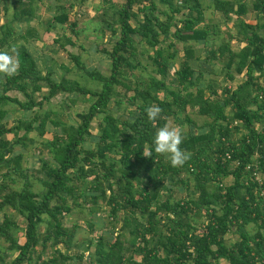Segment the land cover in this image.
<instances>
[{
  "label": "trees",
  "instance_id": "1",
  "mask_svg": "<svg viewBox=\"0 0 264 264\" xmlns=\"http://www.w3.org/2000/svg\"><path fill=\"white\" fill-rule=\"evenodd\" d=\"M41 1L0 0L2 10L12 7L11 19L0 23V52L11 55L18 65L11 77L0 73V210H12H5L0 221V239L6 242L4 247L0 244V264H81L84 258L88 264H221V259L227 264H264V192L259 193L264 188V80L259 81L264 78V0H248V5L245 0H211L225 26L232 22L228 38L220 35L218 21L206 19L202 0H98L93 19L103 32L117 34L110 47L101 48L109 57L110 71L90 68L78 53L70 57L77 70L98 81L99 88L66 75L72 67L64 63V72L55 78L52 67L45 62V70L40 68L35 55L18 40L37 36L29 22L38 17ZM248 10L258 12L261 20L242 17ZM16 23L28 25L17 31ZM57 23L78 34L77 19L66 4L55 6L45 28ZM215 37L220 38L218 43ZM233 39L239 48L232 47ZM53 41L62 47L75 43L70 36ZM178 41L183 56L177 66ZM194 43L202 47L197 49ZM140 53L152 60V71L143 65ZM201 60L211 66H200ZM217 63L219 69L214 67ZM256 68L259 73H254ZM169 69L175 77L168 81ZM206 71L226 81L207 77ZM42 85L45 92L37 99L35 92ZM59 93L72 101L79 94L94 98L86 111L76 113L75 122L51 117L54 109L42 115L43 103ZM112 98L117 108L125 101L121 112L108 107ZM9 103L34 113L9 125L4 121ZM149 105L162 109L155 121L146 115ZM97 114L102 118L92 133ZM197 115L206 119L199 122ZM170 116L186 125L180 129L181 148L191 158L182 167H172L164 155L155 153L152 143L156 129ZM48 122L54 131L41 141L40 165L32 176L22 164L23 153H14V145L27 146L26 140H32L28 132L40 126L43 134ZM94 134L93 144L85 145ZM149 150L153 156L144 157ZM35 180L39 189L34 188ZM191 183L194 188L189 191ZM183 187L188 192L175 197V188ZM81 196L95 202L105 199L115 220L123 211L116 236L111 240L99 236L89 256L83 251L69 254L77 241L74 228L64 224L73 206L81 205ZM250 222L256 225L253 232L246 227ZM123 229L134 246L128 254L120 238ZM234 230L237 237L228 242L225 234ZM17 231H22L23 241ZM73 257L76 261L68 262Z\"/></svg>",
  "mask_w": 264,
  "mask_h": 264
},
{
  "label": "rangeland",
  "instance_id": "2",
  "mask_svg": "<svg viewBox=\"0 0 264 264\" xmlns=\"http://www.w3.org/2000/svg\"><path fill=\"white\" fill-rule=\"evenodd\" d=\"M120 1V0H118ZM208 1V0H207ZM69 2H73L72 6L69 5ZM98 3V0H42L39 2V6L37 8V14L38 17L33 18L29 24L34 26L37 29V36L33 37L31 36H25V37H19V41H24L28 49L35 55L38 65L40 68L45 70V62L46 65H50L53 69V76L55 78H58L62 72H64V69L61 67V64L64 63L65 65H68L72 67L69 71H66V75L70 77H76L79 79L82 83L85 85L92 87V88H99L100 84L97 80L94 78H91L89 76H86L80 70H77L75 68L74 62L72 58L70 57V53H78L81 58L84 60L87 66L90 68L96 69L97 71H100L102 73L108 74L109 73V57L104 52L101 51L102 47H110L111 44L114 42V40L117 37L116 35H112L109 30H105L104 32L97 26V20L93 19V15L95 13L94 5ZM57 4H66L67 9L70 13V16L72 18L77 19V25L76 28L78 29V34L75 35V33L67 27V25H61L59 23L56 24L55 27H52L50 30H47L45 28L46 20L50 18L53 14L54 8ZM69 5V6H68ZM158 5H161L159 2ZM136 8V7H135ZM12 11V7L10 6L7 11L2 10V3L0 2V23L9 21L10 15ZM242 17L247 19L248 21H260L259 13L253 10H248L246 13L242 14ZM222 18V15L219 13L218 15L214 16V20L218 21L220 26L222 27V30L220 32V35L224 38H228L229 33H231L234 30V27L232 26V22L230 23H222L220 22V19ZM23 26H21L19 23L15 24L16 30L19 29L22 30L23 27H26L25 25H28L27 23H22ZM67 36H70L72 39H75L74 44L66 43L64 44V47L60 46V44L56 41L54 42L53 39L56 37H60L61 40H65ZM169 37H166V39ZM225 38V39H226ZM220 39V38H219ZM230 40V43L233 48L237 49L239 48V43L234 42ZM197 43H194L196 46ZM139 49L142 48L143 44L138 43ZM176 45L179 48L178 57L176 59L177 66L180 63V59L182 58V52L181 49L182 42L178 41ZM197 49L202 47V43H198L196 46ZM151 52V49H150ZM140 59L143 63V65L147 66V70H151L154 67V63L152 60L146 56L145 53L139 54ZM176 64L174 63V66L176 67ZM200 66L202 67H210V64H207L200 61ZM74 67V68H73ZM215 69H219L220 64L217 63L214 65ZM259 68L255 69L254 73H259ZM157 76L160 74L156 73ZM205 75L207 77H214L218 80V82H224V78L221 75H217V73H211L206 71ZM259 75V74H257ZM175 77V74L173 70L169 69L168 73L166 74L165 78L166 80H170ZM241 76L238 75L237 79H239ZM221 79V80H220ZM264 78L261 76L259 78V81H263ZM236 82V81H234ZM41 91H36L35 96L38 99L41 97L42 93L45 92L46 86L42 85ZM161 91V90H160ZM133 90H128V94L132 93ZM13 94H17L20 98H24V95L19 91H12ZM161 94V93H160ZM94 97L89 95H81L77 96L75 101L70 100L67 97V94L65 93H59L56 96L52 97L50 100L45 101L42 105V107L39 109V112L43 115V111L47 109H54L56 110V113L51 114V117L61 118L68 120L69 122H75L79 118L77 117L76 113L78 111H86L90 100H92ZM125 101L117 108L115 106V100L112 98L108 102V107L111 109H115L118 112H121V108L123 107ZM5 107L10 108V111L7 113V116L4 118V121H6L9 125L12 123H16V121L19 118H29L33 115L34 110H23L18 107H16V104L9 103L6 104ZM190 111H194V108H189ZM194 115V114H193ZM198 118V121L201 122L206 119V117L202 116H195ZM102 114H97L92 120L91 123V131L92 133H95L97 131V123L99 120H101ZM38 122L35 121V125ZM165 124L171 126V127H177L179 129H185L186 125H178L174 120L173 117H168ZM164 124V125H165ZM42 128L40 126L35 127V129H32L28 132V136L31 137L32 140H26L27 146H24L22 143H16L14 145V153L21 151L23 153V159L22 164L26 167V171L29 174H37L36 170L38 169L40 165L39 156L40 149H41V141L45 139V137H50L52 135V132L54 131V126L48 122L46 124L45 132L43 134H40L39 131ZM23 132V129H20L18 131L19 134ZM7 136L9 138L13 137L12 133H7ZM96 139L95 134L89 138V140L85 141V145H92L93 141ZM41 146V147H40ZM46 155V154H43ZM91 176H88L85 178V180L89 181ZM231 177L226 178V181L230 182ZM1 180V177H0ZM40 183L38 181H34V188L39 189ZM193 183L189 184V191L193 190ZM90 191V190H88ZM87 191V192H88ZM182 192V193H181ZM188 190L186 187H183V189H176L174 190V196L177 197L179 195H184L183 193H187ZM81 202V205L79 206H73L72 210L68 212L65 215L64 218V224L73 227L75 237L74 239L77 241L76 244H72V246L68 249L69 254L76 255L81 253V251L84 252V255H88L90 252L93 254V251L96 247L97 240L99 236H102L103 239H113L116 236V233L118 231V228H120V224L122 221V215L123 211L120 210L118 212V218L115 220V217H112L109 213V205L106 202L105 199L99 198L97 202L93 201L90 197L84 198L81 196L78 199ZM12 211L8 208H3L0 210V221L3 218L4 211ZM13 217L19 221L21 225H24V221L22 217L16 213L12 212ZM93 224L90 226V224ZM163 228V226H161ZM248 230L250 232H253L256 229V225L253 222H250L246 225ZM120 238L123 242L125 252L128 254L131 251V248L134 246L131 245L130 242V233L127 229L121 230ZM17 235L19 238V241L24 240V236L22 234V231H17ZM237 237L235 230L234 231H228L225 234V238L228 242L234 241V239ZM0 244L2 247L6 245V242L0 239ZM58 247H61V249H64L62 244H58ZM49 248H47V252H44L43 255H47L49 253ZM14 255V252H12ZM88 253V254H87ZM89 256V255H88ZM12 255L8 256L6 258V261L10 259ZM88 259L84 258V260L81 262V264H88ZM69 261H76V258H70ZM221 264H227L225 259L220 260ZM95 264V261H94Z\"/></svg>",
  "mask_w": 264,
  "mask_h": 264
},
{
  "label": "clouds",
  "instance_id": "3",
  "mask_svg": "<svg viewBox=\"0 0 264 264\" xmlns=\"http://www.w3.org/2000/svg\"><path fill=\"white\" fill-rule=\"evenodd\" d=\"M18 71L17 62L11 55L6 52H0V73L7 77L15 75ZM146 115L150 121H155L161 117L162 109L157 105H149L145 109ZM154 151L156 154L164 155L172 167H182L187 163L191 154L181 148L183 135L179 128L171 127L165 124L156 129L153 141ZM143 156L150 158L153 151L143 152Z\"/></svg>",
  "mask_w": 264,
  "mask_h": 264
},
{
  "label": "crops",
  "instance_id": "4",
  "mask_svg": "<svg viewBox=\"0 0 264 264\" xmlns=\"http://www.w3.org/2000/svg\"><path fill=\"white\" fill-rule=\"evenodd\" d=\"M245 1H246V4L248 5L249 4V1L248 0H245ZM202 3H203V7H204L205 16L207 17L206 19H209L208 17L211 16L213 18L212 21L213 22L216 21V20H214V16L218 15L219 12L213 10L212 5H211V0H208V1L207 0H202ZM220 22L225 23V20L223 18H221L220 19ZM228 23H230V22L228 21ZM219 40H220L219 38L215 37V42L216 43H218ZM197 45H198V43L196 44V46ZM181 56H183V52H182V55Z\"/></svg>",
  "mask_w": 264,
  "mask_h": 264
},
{
  "label": "built area",
  "instance_id": "5",
  "mask_svg": "<svg viewBox=\"0 0 264 264\" xmlns=\"http://www.w3.org/2000/svg\"><path fill=\"white\" fill-rule=\"evenodd\" d=\"M253 174L255 175V179L258 180L259 183H261L262 179H261V176L259 175V173L256 171H253ZM263 192H264V188H260L259 193L262 195Z\"/></svg>",
  "mask_w": 264,
  "mask_h": 264
}]
</instances>
